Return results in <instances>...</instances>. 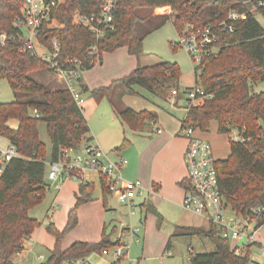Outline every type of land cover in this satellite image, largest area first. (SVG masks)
Listing matches in <instances>:
<instances>
[{"label":"trees","instance_id":"obj_1","mask_svg":"<svg viewBox=\"0 0 264 264\" xmlns=\"http://www.w3.org/2000/svg\"><path fill=\"white\" fill-rule=\"evenodd\" d=\"M102 2L64 0L53 14L60 26L46 28L41 33V40L48 43L57 38L63 59H78L86 70L92 69L95 57L88 51L93 43L91 33L75 24L73 15L75 11L98 14ZM251 5L264 16V6L259 5L258 0H116L113 29L107 31L99 43L101 60L105 52L122 47L140 58L144 54L145 38L169 21L177 31H182L187 24H193L197 29L218 25L228 19L232 9L245 14V18L234 22L233 31L218 32V52L195 68L196 84L213 97L200 100L181 123V129L192 127L205 132L209 131L212 121H217L221 134L230 135L233 129L240 131L243 141L230 139V155L216 162L222 195L237 214L264 205V91L253 89V84L264 81V27L252 12ZM21 6L20 0H0V31H16L14 21ZM163 7H171L173 12H155ZM21 45L17 41L0 46V79L8 80L16 97L11 102H0V135L14 144L19 154L9 161L0 176V264H17L14 255L24 250V240L41 226V222L29 214L44 200L49 189L47 147L39 134V122L47 125L52 161L57 160L64 149H77L82 142L92 139L88 136L89 123L71 92L64 87L52 88L49 83L36 78L35 72H40L39 77L45 79L44 71H52L38 56L21 51ZM171 45L175 47L172 42ZM181 77L182 70L176 62L139 64L130 74L108 86L93 89L90 94L97 101L108 99L113 112L132 130L140 131L148 124L156 123L158 114L123 106L124 94L136 93L134 87L139 86L167 100L171 90L179 87ZM82 89L89 91L84 85ZM34 110L40 117L34 115ZM12 120L18 121L16 128L10 126ZM129 143L125 138L120 148ZM102 188L106 194L104 180ZM94 189L93 183L80 184L76 205L63 230L49 222L47 230L56 242L47 260L41 264H90L87 259L92 254H104L105 249L118 244L111 237L117 231L114 227L112 234L105 228L99 242L78 241L66 250L62 248L66 234L78 224L79 207L93 200ZM142 205L150 208L147 202ZM182 236L208 238L215 245L213 252H190L191 264L251 262L249 247L237 254L230 241L224 239L213 224L207 228L176 226L167 251L172 247L173 239Z\"/></svg>","mask_w":264,"mask_h":264},{"label":"built area","instance_id":"obj_2","mask_svg":"<svg viewBox=\"0 0 264 264\" xmlns=\"http://www.w3.org/2000/svg\"><path fill=\"white\" fill-rule=\"evenodd\" d=\"M22 3L20 13L14 21L16 31L9 33L0 31V46L12 42H21V51H29L47 62L51 71L64 84L76 103L80 106L84 103L82 89V77L86 68L78 59L62 58L61 43L57 38L48 43H43L41 33L46 28L60 26L53 16L64 0H20ZM258 4L264 6V0H258ZM116 8V0H103L98 14H84L75 11L74 23L87 28L92 36L93 43L88 49L95 57L94 65L101 61L99 43L107 31L113 29V13ZM245 18L244 13L232 9L228 19L218 25H207L197 29L193 24H187L182 31H177L178 41L172 42L175 47L184 48L200 65L207 57L218 52L219 31H233L234 22ZM41 47V49H39ZM212 93L196 84L193 87H176L171 90L167 100L172 105L184 103L183 107L189 111L200 100L210 99ZM34 115L40 117L37 110ZM158 129L157 132H161ZM197 129L182 128L180 134L188 141L184 159L187 167V176L184 185L183 206L186 210L206 219L210 224L217 226L224 239L235 241L231 245L237 254H242L244 249L252 251L253 247L260 249V260L264 264V205L253 207L247 213L237 214L226 203L221 192L219 173L216 167L217 158L213 152L211 142L197 136ZM233 141H243L238 129H233L229 135ZM83 155L75 154L79 148L64 149L57 160H49L47 178L57 180L59 177L74 179L79 184L91 183V175L95 174L101 182L104 180L107 193L114 195L121 202L134 206V200L144 194V187L140 180L130 181L123 178V169L128 164L123 156L117 160H110L107 153L92 139L84 141ZM18 151L14 144L0 151V176L7 164L14 157H18ZM153 190V189H152ZM49 222L52 218L49 217ZM136 242H140L138 230L123 226L113 250L117 259L122 257L130 249V244L123 241L130 236ZM244 240L241 246L239 243ZM109 249L104 250L108 255ZM167 255H171L168 250ZM251 253V262L253 260ZM42 259V257H40ZM116 259V260H117Z\"/></svg>","mask_w":264,"mask_h":264},{"label":"rangeland","instance_id":"obj_3","mask_svg":"<svg viewBox=\"0 0 264 264\" xmlns=\"http://www.w3.org/2000/svg\"><path fill=\"white\" fill-rule=\"evenodd\" d=\"M250 8L252 12L255 14L256 18L264 27V16L261 13L257 12L254 6L251 5ZM155 12L157 14H171L173 12V9L171 7H163L156 9ZM174 41L175 42L178 41V33L173 23L169 21L163 27H161L158 30H155L145 38L143 44L144 54L140 58L130 54L129 51H127V48L125 47L119 48L114 52H105L104 54H106L107 59H109L107 61L106 72L109 73L110 78L112 80L111 81L109 79L110 82H108V85H110L114 80L120 79L130 74L135 68H137L139 64L146 66V65H153L161 61H170V62L178 63L181 67L182 77H181V85H179V87H193L194 85H196L195 68L197 67V63H195L191 55L184 48L173 47L171 45V42ZM39 49H41V47H39ZM117 70H122L120 72H122L124 75H122L121 77H116V75L120 73V72L117 73L116 72ZM44 73L46 76L45 79L39 77L40 72L39 73L35 72L33 75L39 80L49 83L50 86H52V88H60V87L65 88L64 84L59 80L58 77H56V75L53 72L46 70L44 71ZM108 85L106 84L105 86ZM137 88L140 89L141 94L125 93L122 99L123 106L135 108L137 110H149L150 108L154 107V109L158 111L160 115V120H161L160 125L163 124L162 121L166 123L170 121L176 122V120H173V117L169 114L170 112H174L178 117L183 116L185 114L183 110H180V112L173 111L171 101L162 99L155 95L151 96L147 94L145 89L141 87H137ZM253 89L256 92L264 91V81H260L256 84H253ZM88 98H90V95H87L86 98L84 97V99H88ZM14 100H16V97L11 89L8 80L0 79V102H11ZM101 103H102L100 104L101 106L98 105L99 107L98 111L93 114L90 113L88 109H86L87 115H89L90 118L89 121L97 125L98 127L104 125V123L109 119V117H111V115H114L108 99H103ZM179 104L184 105L182 101H180ZM83 105L84 103L80 105V107L82 108ZM104 106L105 108H103ZM118 121L121 124L122 122L121 118H119ZM125 127L127 128V125H125ZM38 128H39L40 137L47 147L46 160L48 162L51 155V139L47 131V125L45 122L41 121L39 122ZM129 133L128 136H130ZM198 133H208L211 136H213V141H211V143L214 147L215 150L214 155L217 159H223L229 155L230 153L229 135L219 133L217 121L211 122L209 131L204 132L199 130ZM111 135L112 134L110 133V135L107 134L103 136L105 138V144L107 145V147L103 146L101 148L105 153L108 154L110 160L115 161L113 153H116V149L115 148L109 149V147L114 144L112 143L113 138ZM5 143H7V139L0 135V145H3ZM84 144L85 142L81 143L79 150L75 154L84 156V152H83ZM118 144L121 146L123 144V139ZM122 148H129L134 154L137 151L136 148L132 145V143L127 144ZM1 150L2 148H0V151ZM123 157L128 161L126 168L123 169V178L125 180L137 181L138 179H136V177L134 176L135 168L134 165L132 164L130 157L127 155ZM94 175H91V179L94 178L98 185L99 178L98 176L95 175L96 176L95 177ZM49 180L50 179L47 178L48 183ZM96 192L93 193L92 195L93 198H94V194L95 197L100 195V191L98 188L96 189ZM55 193L56 191L53 189L51 191L48 190L44 200L39 205L32 208L29 213L31 217L36 218L41 222L40 228L43 227L42 229H45V231L47 225L49 224L47 222L48 219L47 210L48 207L53 202ZM145 196H148V193H146ZM108 197H109V204L110 206H112L113 210L108 211L109 226L107 227V233L112 234L113 228L114 227L117 228V231H115L111 236L112 240L116 241L118 239L120 229L123 226L130 227L133 230H138V234L141 239L140 242H136L135 239L131 237V235L123 238V241L130 244V249L122 257L121 262L119 264H190V259H189L190 249L195 253L213 252L215 250L214 243L208 238H200L197 236H182L173 239L172 241L173 247L170 250L171 255L168 256L167 253L164 252V249L167 243V238L169 237V234L171 233L175 225L207 228L210 224L209 221L184 208H181L178 211H175L173 214H169V216L167 217L165 216L162 225L160 226L157 219H155V217H153L152 214L151 215L148 214L145 208L141 205L142 203L141 199H143L144 197L143 198L137 197L134 200V206H130L121 202L114 195H110ZM52 215L54 214L51 213L50 216ZM55 218L56 219L54 220V223L58 227V224H62V223L64 224L65 220L67 222L68 216L57 211ZM110 218L112 220H110ZM84 230L85 231L87 230V226L85 227ZM82 231L83 228H80L77 234H79L80 232L82 233ZM47 235L52 236L51 234H47ZM234 242L235 241H230L231 245H233ZM242 243H244V240L240 241L239 246H241ZM109 250L110 253L108 255L102 253L92 254L90 256L92 263L115 264V261L117 259V257L114 256L113 254V250H115V246L110 247ZM253 252H254V256L260 257V251L257 247L254 248ZM41 254L44 256L43 257L44 260L39 257L40 262L36 261L37 264H41V261L42 263L45 262L47 260V259L45 260V258L49 257V250L46 246L43 245L39 246V248L36 249V253L31 254V257L34 258L35 256H40ZM65 264H69V263H65Z\"/></svg>","mask_w":264,"mask_h":264},{"label":"crops","instance_id":"obj_4","mask_svg":"<svg viewBox=\"0 0 264 264\" xmlns=\"http://www.w3.org/2000/svg\"><path fill=\"white\" fill-rule=\"evenodd\" d=\"M108 60L109 59H107L106 54H104L101 62L95 65L92 69L86 70L82 77L81 85L87 86L89 89L88 92L83 93V96L86 98L87 95H90V98L85 99L84 105L82 107L84 116L86 117L90 126V133L88 136H90L98 146L107 147V145L105 144V138L103 136L107 134L110 135V133L112 134L111 135L113 138L112 143L114 144L110 146L109 149L112 148L116 149V153H113L115 160H117L121 156L127 155L130 157L132 164L134 165L135 168L134 176L136 177V179L142 182L144 187V194L138 197V198L144 197L143 199H141L142 201L141 205L145 202L149 204L150 208H148L147 206H143V205L142 206L145 208L148 214L150 215L152 214V216L155 217V219H157V221L161 226L165 216L167 217L169 216V214H173L175 211L184 208L183 206L184 185L181 183L186 179L187 176V167H186L184 155L188 145V141L185 137H183L180 134V130H181L182 120L185 118L188 111L183 107L182 104H179L177 106L172 105L173 111L180 112V110H183L185 114L183 116L178 117L174 112H170L169 114L173 117V120H176V122L170 121L166 123L162 121L163 123L162 126L160 125L161 120L158 111H156L154 107L150 108L149 110L157 112L158 114L157 122L148 124L140 131L132 130L123 121H122L123 123L121 122L120 124V122L118 121L120 117L118 118V116L114 112H113L114 115H111V117H109V119L102 126L98 127L97 125L91 123L89 121L90 118L89 115H87L86 109H88V111H90V113L92 114L97 112L99 108L98 105L101 106L100 104H102L101 103L102 100L97 101L90 94V91L105 86L106 84L108 85V82H110L111 80L110 75L108 72H106L107 70L106 66ZM120 71L122 70H117L116 72L119 73ZM122 75L124 74L120 72L119 74L116 75V77H121ZM179 85H181V79L179 80ZM137 87L139 86L134 87L136 93L141 94L140 89H138ZM146 92L151 96L154 95L148 90H146ZM103 108H105V106ZM133 109L136 111H141L135 108ZM9 124L11 127L16 128L18 126V121L12 120L10 121ZM125 125H127L128 129L125 127ZM158 129H161L162 131L157 132ZM198 132L199 130H197L196 133L198 137L207 140L209 142L213 141V136H211L210 134L198 133ZM128 133L130 136H128ZM125 138H127L130 141L129 144L132 143V145L136 148L137 151L135 152V154L129 148H120V145L118 143H120L122 139L124 141ZM10 144L11 143L7 140V143L0 145V148L4 149ZM229 144H230V137H229ZM214 151L215 150L213 147V152ZM49 183L50 184L48 190L51 191L53 189L56 191V193L52 204L48 207L47 210L48 223H49V217H51L52 222H54V220L56 219L55 215L57 211L64 215L69 216L70 211L76 205V194L78 193L80 186V184L74 179H69L65 177H59L57 180L54 181L49 180ZM91 183L95 185V189L93 193H95L96 189L98 188L100 191V195L95 197L94 194V198L92 201L84 203L79 207L78 224L76 225L75 228H73L66 234L62 243V248L64 250L68 249L71 245H73L75 242L78 241L92 242V243L99 242L102 239V234L104 232V229L106 228L107 230V227L109 226L108 211L113 210V208L109 204L108 196L112 194L109 193L104 194L102 188V182L100 179H98V185L94 178H92ZM146 193H148V196H145ZM51 213H53L54 215L50 216ZM110 220L112 219L110 218ZM66 223L67 222L65 220L64 224L63 223L58 224V228L62 230L65 227ZM86 226H87V230L85 231L84 229ZM176 226H181V225L174 226L173 230L169 234V237L167 238V243L164 252L167 251V244L169 242V238L171 234L175 231ZM42 228L38 227L29 238L24 240V250L21 253L14 255L13 257L14 262H16L17 264H37L36 261L40 262L39 257H42V259L44 260L43 258L44 256L42 254L40 256H35L34 258L31 257V254L32 253L35 254L36 249L42 245L48 248L50 255V252L53 250L55 246L56 239L53 235L52 236L47 235L50 234L47 228L46 231L45 229ZM80 228H83V231L82 233L80 232L79 234H77ZM254 248L255 247H253L251 251L253 256H254V252H253ZM190 252H194V251L190 249ZM260 256H261V252H260ZM259 258L260 257L254 256L251 264H263V262ZM46 259L47 257L45 258V260ZM87 261L90 264H93L91 261V257H89ZM120 262L117 263L115 262V264H119ZM77 264H80V262H78Z\"/></svg>","mask_w":264,"mask_h":264}]
</instances>
